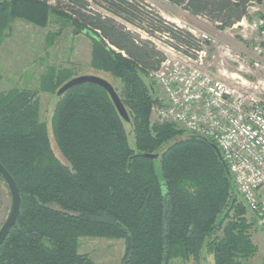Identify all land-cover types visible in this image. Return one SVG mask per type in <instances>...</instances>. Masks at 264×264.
<instances>
[{"label":"trees","instance_id":"1","mask_svg":"<svg viewBox=\"0 0 264 264\" xmlns=\"http://www.w3.org/2000/svg\"><path fill=\"white\" fill-rule=\"evenodd\" d=\"M52 1L0 0V47L15 21L39 29L59 26L46 35V47L68 28L74 35L90 31L100 42L86 36L89 66L119 84L109 83L129 123L96 85L57 96L73 78L71 67H48L35 90L0 91V164L21 199L16 223L0 246V264H97L79 252L85 238L123 241L119 264H207V257L212 264H252L255 223L237 198L220 151L210 139L151 123L157 96L146 79L164 55L109 15L151 37L165 34L184 53L198 49V41L135 0ZM263 1L168 0L219 30L241 22L252 4ZM41 93L54 95L53 145Z\"/></svg>","mask_w":264,"mask_h":264},{"label":"built area","instance_id":"2","mask_svg":"<svg viewBox=\"0 0 264 264\" xmlns=\"http://www.w3.org/2000/svg\"><path fill=\"white\" fill-rule=\"evenodd\" d=\"M251 14L255 18L250 21ZM238 25L264 35V1L252 4L248 17ZM192 36L198 49L184 53L167 39L161 48L164 60L148 73V80L161 93L154 109L156 118L213 141L245 210L264 230V78L253 83L238 77L237 82L229 83L213 77L206 69V48L220 46L207 35ZM222 56L241 66L251 61L252 68L264 75L261 43L251 46L250 56L227 49Z\"/></svg>","mask_w":264,"mask_h":264},{"label":"rangeland","instance_id":"3","mask_svg":"<svg viewBox=\"0 0 264 264\" xmlns=\"http://www.w3.org/2000/svg\"><path fill=\"white\" fill-rule=\"evenodd\" d=\"M135 1L179 29L195 36L207 35L211 37L220 46L218 48L215 45H208L206 48V69L213 77L229 83L237 82L238 77L245 78L253 83L263 80V72L253 69L251 61L241 66L240 63L232 62L222 56V51L226 49L234 54L250 56L253 44L261 43L264 46V35L261 34V31L242 30V27L238 25L239 23L229 29L219 30L207 20L192 17L181 8L171 5L168 0ZM49 2L54 4L52 0H49ZM90 4L93 9L102 15H109L108 12L102 9V4H99V6L94 5L92 2ZM109 16L114 19L117 25L123 26L127 31L137 36L139 40L149 41L156 51L162 53V44L167 43L169 38L165 34L156 33L155 37H151L146 31L128 24L122 18ZM254 18V14L249 15L250 21ZM58 28L57 25H50L46 29H39L22 21L13 23L8 37L0 47V91L13 88L35 90L39 86L40 76L45 73L48 67L56 69L71 67L74 70L73 78L98 76L107 80L114 87H119V84L108 75L90 68L91 42L83 34L74 35L72 30L68 28L62 33L61 37L54 41L51 47H46V35ZM146 81L153 88L155 96H157L156 102L152 106L150 120L151 123L157 122L160 124L154 109L160 102L161 93L156 85L147 79ZM39 98L41 101V116L48 123V135L51 145H53L50 118L55 103L54 95L41 93ZM126 130L128 131L129 128L126 127ZM55 153L60 158L57 151ZM236 195L241 202L237 192ZM10 206L9 192L4 182H0V227L8 216ZM246 215L248 219L253 220L255 223L251 235L258 252L252 259V264H264V230L257 225L247 211ZM79 252L89 255L97 264H119L124 253V243L119 240L85 238L80 240ZM173 264L182 263L174 262ZM207 264H212L211 257H207Z\"/></svg>","mask_w":264,"mask_h":264},{"label":"water","instance_id":"4","mask_svg":"<svg viewBox=\"0 0 264 264\" xmlns=\"http://www.w3.org/2000/svg\"><path fill=\"white\" fill-rule=\"evenodd\" d=\"M81 34H83L84 36H88V37L96 40L97 42H100V39L97 38L95 35H93V33H91L88 30L81 31ZM84 84H92V85H96V86L102 88L108 94V96H109L110 100L112 101L119 117L125 123H129V117L127 115V112H126L121 100L119 99L117 93L115 92L114 88L111 86V84H109V82H107L106 80H104L100 77H97V76H80V77L72 78L71 80L67 81L65 84H63L59 88V90L56 92V95L61 96L65 92L70 90L71 88L79 86V85H84ZM150 88H151L152 92L154 93L153 88L152 87H150ZM218 156L221 159V161L224 162L222 157H221L220 152H218ZM144 157L147 159H150V160H154L157 158V156L150 155V154H146V155H144ZM225 170H226L227 175L229 177H231L227 167H225ZM0 177L4 182L6 188L9 192L10 199H11V206H10L8 216L5 220V222L0 227V246H1L3 244V242L5 241L6 237L8 236L9 232L11 231V229L13 228V226L16 223V219L20 213L21 199H20V195H19V192H18V189H17V186H16L14 180L9 175V173L3 168V166L1 164H0Z\"/></svg>","mask_w":264,"mask_h":264}]
</instances>
